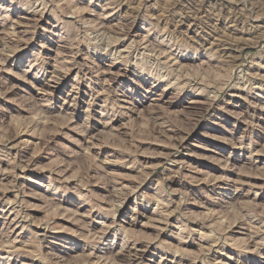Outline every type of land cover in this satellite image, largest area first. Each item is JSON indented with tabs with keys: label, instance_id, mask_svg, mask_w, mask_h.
Listing matches in <instances>:
<instances>
[{
	"label": "rangeland",
	"instance_id": "1",
	"mask_svg": "<svg viewBox=\"0 0 264 264\" xmlns=\"http://www.w3.org/2000/svg\"><path fill=\"white\" fill-rule=\"evenodd\" d=\"M0 264H264V0H0Z\"/></svg>",
	"mask_w": 264,
	"mask_h": 264
},
{
	"label": "bare ground",
	"instance_id": "2",
	"mask_svg": "<svg viewBox=\"0 0 264 264\" xmlns=\"http://www.w3.org/2000/svg\"><path fill=\"white\" fill-rule=\"evenodd\" d=\"M230 53V52H229ZM227 56V55H226Z\"/></svg>",
	"mask_w": 264,
	"mask_h": 264
}]
</instances>
